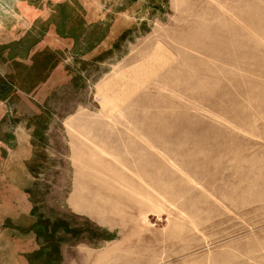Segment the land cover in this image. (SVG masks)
I'll use <instances>...</instances> for the list:
<instances>
[{"label":"rangeland","instance_id":"obj_1","mask_svg":"<svg viewBox=\"0 0 264 264\" xmlns=\"http://www.w3.org/2000/svg\"><path fill=\"white\" fill-rule=\"evenodd\" d=\"M138 28L68 47L26 166L0 167L2 222L28 207L50 264H264V0H161Z\"/></svg>","mask_w":264,"mask_h":264},{"label":"crops","instance_id":"obj_2","mask_svg":"<svg viewBox=\"0 0 264 264\" xmlns=\"http://www.w3.org/2000/svg\"><path fill=\"white\" fill-rule=\"evenodd\" d=\"M160 1L106 0L102 19V11L91 0H0V151H17L7 161L0 157V167L26 166V157L34 150V136L40 133L35 129L40 128L41 120L50 118L44 106L51 88L66 80L68 47L72 45L74 55L109 53L116 39L138 30L143 17L156 11ZM7 135L18 136L16 147L4 146ZM97 192L93 207H105ZM82 199L77 191L71 203L80 213H84ZM25 209L27 222H20L16 215L18 221L10 227L2 222L8 215H0V264H50L52 256L61 255L59 244H53L52 252L51 243L39 241L35 223L22 231L35 219L32 212L28 218L29 208Z\"/></svg>","mask_w":264,"mask_h":264}]
</instances>
